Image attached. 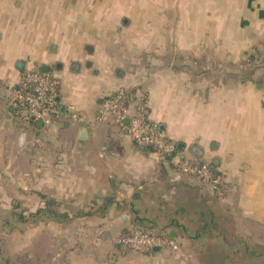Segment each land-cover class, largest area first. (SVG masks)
I'll list each match as a JSON object with an SVG mask.
<instances>
[{
    "label": "crops",
    "instance_id": "crops-1",
    "mask_svg": "<svg viewBox=\"0 0 264 264\" xmlns=\"http://www.w3.org/2000/svg\"><path fill=\"white\" fill-rule=\"evenodd\" d=\"M71 1L0 0V229L17 208L43 209L42 192L67 216L31 225L29 247L10 255L14 264H223V251L245 256L247 222L264 230V0H78L99 6L89 16ZM134 5L139 13L122 7ZM122 19L125 45L112 42ZM30 69L60 80L61 114L50 126L25 127L15 116L11 89ZM120 90L148 93V117L180 155L225 173L228 215L209 208L208 189L172 162L112 119L99 120ZM215 216L230 219L231 237L215 236ZM138 227L167 232L179 249L125 250L120 239ZM12 240L21 238L2 231L0 264Z\"/></svg>",
    "mask_w": 264,
    "mask_h": 264
},
{
    "label": "built area",
    "instance_id": "built-area-1",
    "mask_svg": "<svg viewBox=\"0 0 264 264\" xmlns=\"http://www.w3.org/2000/svg\"><path fill=\"white\" fill-rule=\"evenodd\" d=\"M147 103L146 96L138 97L133 91L120 90L105 100L99 120L112 119L135 144L153 148L159 159L164 161L168 156L176 155L177 146L159 123L148 117ZM11 104L21 125L33 127L38 121H42L45 126H50L61 114L59 78L42 73L40 70L25 71L18 86L11 89ZM131 105L134 107L133 112ZM72 119L75 121L79 119L77 112H74ZM176 164L177 170L191 180L205 186L219 184L220 176L214 175V170L207 163L185 159ZM120 244L140 253L155 248L178 249L171 237L140 227L122 236Z\"/></svg>",
    "mask_w": 264,
    "mask_h": 264
},
{
    "label": "rangeland",
    "instance_id": "rangeland-1",
    "mask_svg": "<svg viewBox=\"0 0 264 264\" xmlns=\"http://www.w3.org/2000/svg\"><path fill=\"white\" fill-rule=\"evenodd\" d=\"M70 3H71V10L73 12H86V13H88V16L93 15V13L97 12V10L99 8V6L89 5L87 3H85L84 5L80 4V3L78 4V0H72ZM122 7L123 8L126 7L128 9L133 7L134 12L139 13L141 11L142 6L141 5H134V6H122ZM152 8L154 9V8H156V6H150L151 10H152ZM88 18L89 19L86 22L87 39L88 40H94L95 38H93L94 36L91 34H94L95 31H94V29H92V27L90 29V26H92L94 24V20L90 19L92 17H88ZM126 29H127V27L124 25L123 19H122L118 25V31L116 33V38H112V42L114 40L119 45L120 44L125 45L128 38L124 37L123 33L125 32ZM130 39H131V37H130ZM132 39H133L135 45L138 44V46L135 48V59H136V62L138 65L133 66V71H138L139 73L142 71L146 72L147 70H142V67H140L142 64L141 58H142V54H143V52L141 51V47H140V43L142 41L141 40L142 39L141 33L139 32V34L135 35ZM108 40H110V38H108ZM151 42H152V44H155L154 50L157 51V49H156L157 48L156 47V38H154V40ZM156 51L153 53V57H156V53H157ZM143 96H146V98H148V93L143 92ZM151 153H154V151ZM185 159H187V158L182 157L180 155V152H177L176 155L171 160L166 159V160H164V162H170V163L172 162L173 165L177 166V164H176L177 162H179L181 160H185ZM197 162L200 163V161H197ZM209 163H211L215 167V171H219L216 173L220 176V180H218L219 184H217V185L216 184H209V186H205V185L201 184L204 188H207L209 191V208L213 207V208L217 209V207H218V209H220L221 214H222V211H225L224 214H227V213L229 214V212H230L229 209H230L233 202H232V200L230 202H227L225 200V198L227 196V192L229 190V188L227 187L226 175L224 172H222L219 169V167L217 166V164L214 161H209ZM213 173L215 175V172H213ZM21 212L25 213L24 215L27 217V221H23V220L21 221V219L19 217V214ZM14 213H16V214H12V213L8 214L9 216L7 217V220H9L10 222H7L5 229H0V236H2V231H3L7 238L8 237L15 238V236H18L19 238H21V240H19V241L12 240V241H9L6 243V245L4 246V252L6 253V255L4 257V263L6 262L5 264H14V260H17V258L15 259L14 257H11L10 255L17 253V251H19L21 248H25L26 246L29 247V242H28V240H25V238L29 237V234H30L29 229H30L31 225L35 224L36 221H40V220L45 221L44 219H42L44 217H40L38 219L32 220L29 217V212H27V211L25 212L24 210L22 211L19 208H17L16 212H14ZM224 214H222V215H224ZM236 215L237 214L235 213V216ZM214 221H215V224L217 225V227H219V225H220L226 229L224 231V230H222L223 228L222 229L218 228L216 233H218V234L221 233V235L215 234V236L217 238L221 237L222 235L231 237L230 234L233 231H235V229H234V227L232 229L233 224L229 218L225 220L223 218V216H220V217L215 216ZM247 227H248L247 232H245L244 235H241L243 238H245L244 240H245L246 245H248V250L246 251L247 254H245V256L240 254V256L238 258V255L235 253H232V251L226 252L225 254H224L225 251H223V252H221V255H220L223 264H231V262H233L234 264H264V245H258V243L253 242V238H256V239L259 238L261 240H264V232H263L264 230H260V228H259V230H258V228L255 229L253 221L247 222ZM151 230L156 234H160V235L165 236V237H170L167 232L166 233L159 232L156 229H151ZM223 232L226 234H224ZM249 233H251V234H249ZM42 246H44V245H42ZM177 246L179 249L178 244H177ZM122 247L125 250L131 251V249L126 248V246H124V245ZM0 248H2V247H0ZM228 253H232L231 255L229 254V256L231 258H233L235 262L232 261V259L231 260L228 259V255H226ZM252 253H255V255H253ZM24 260L25 259H23L22 261H24ZM25 264H28V261L25 262Z\"/></svg>",
    "mask_w": 264,
    "mask_h": 264
},
{
    "label": "trees",
    "instance_id": "trees-1",
    "mask_svg": "<svg viewBox=\"0 0 264 264\" xmlns=\"http://www.w3.org/2000/svg\"><path fill=\"white\" fill-rule=\"evenodd\" d=\"M176 146H177V144H176ZM142 149H144L145 151H147V152H153L154 150H153V148H151V147H141ZM177 152H179V148H178V146H177ZM174 157V155H172V156H168V160H171L172 158ZM204 163H207V164H209V166L212 168V170H214V172H215V174H217L216 172H219V171H215V167L211 164V163H209V162H204ZM218 175V174H217ZM41 197L43 198V199H47V201L45 202V207L43 208V209H40L38 212H29V217L32 219V220H34V219H38V218H40V217H49V218H51V219H66V215L65 214H62V213H60V212H58V211H56V210H52V208L53 207H56L57 206V203L54 201V200H52V199H50V198H47V195H45V193L44 192H42L41 193ZM13 214H16V213H13ZM25 213L24 212H21L20 214H19V217H20V219H21V221L23 220V221H27V217L24 215ZM40 214V215H39ZM210 227L212 228V229H214V230H218V228L219 227H217V225L215 224V222H214V219H212L211 220V222H210ZM130 231L131 230H128L125 234H124V236L125 235H128L129 233H130ZM154 252V250H151V251H148V252H144V254H149V253H153ZM213 262V263H212ZM209 264H217L215 261H210L209 262ZM231 264H234L233 262H231Z\"/></svg>",
    "mask_w": 264,
    "mask_h": 264
},
{
    "label": "water",
    "instance_id": "water-1",
    "mask_svg": "<svg viewBox=\"0 0 264 264\" xmlns=\"http://www.w3.org/2000/svg\"><path fill=\"white\" fill-rule=\"evenodd\" d=\"M24 67H25V65H24V63L23 62H19V64H18V68L20 69V70H24ZM121 73V72H120ZM119 73V74H120ZM39 126H42V121H38V123H37ZM81 137L84 139V137H85V130L83 129L82 131H81ZM154 251H159V248H155L154 249Z\"/></svg>",
    "mask_w": 264,
    "mask_h": 264
}]
</instances>
